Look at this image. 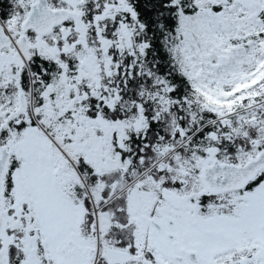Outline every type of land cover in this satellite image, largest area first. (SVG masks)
I'll return each mask as SVG.
<instances>
[{"label":"snow or ice","instance_id":"snow-or-ice-1","mask_svg":"<svg viewBox=\"0 0 264 264\" xmlns=\"http://www.w3.org/2000/svg\"><path fill=\"white\" fill-rule=\"evenodd\" d=\"M0 264H264V0H0Z\"/></svg>","mask_w":264,"mask_h":264}]
</instances>
